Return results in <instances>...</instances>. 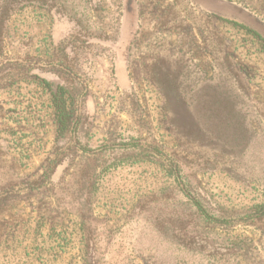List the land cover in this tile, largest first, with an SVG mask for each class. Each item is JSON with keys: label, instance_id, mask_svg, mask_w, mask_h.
<instances>
[{"label": "rangeland", "instance_id": "374dc122", "mask_svg": "<svg viewBox=\"0 0 264 264\" xmlns=\"http://www.w3.org/2000/svg\"><path fill=\"white\" fill-rule=\"evenodd\" d=\"M15 1L0 264H264V0Z\"/></svg>", "mask_w": 264, "mask_h": 264}, {"label": "trees", "instance_id": "16d2710c", "mask_svg": "<svg viewBox=\"0 0 264 264\" xmlns=\"http://www.w3.org/2000/svg\"><path fill=\"white\" fill-rule=\"evenodd\" d=\"M13 2L17 3V1H15V0H13ZM13 2L8 1V4L5 3L4 5H2L0 7V39L3 36V33L5 31L6 24H8V22L10 20H12V17L14 16V14H13V16L11 15V13H13V10H12ZM29 2H31V0H27L26 3H29ZM3 10H6V12H3ZM221 19H223V20H225L227 22H230L233 25L240 26L241 28L251 32L255 40L259 41L260 44L263 43V45H261V46H263V49H264V38L261 35H259V33L257 31L253 30L250 27H247L243 23H239L237 21L229 20V19H226V18H221ZM65 122H66L65 120L64 121L63 120L60 121V123L62 125L65 124Z\"/></svg>", "mask_w": 264, "mask_h": 264}]
</instances>
